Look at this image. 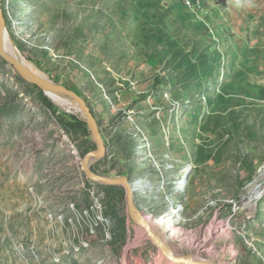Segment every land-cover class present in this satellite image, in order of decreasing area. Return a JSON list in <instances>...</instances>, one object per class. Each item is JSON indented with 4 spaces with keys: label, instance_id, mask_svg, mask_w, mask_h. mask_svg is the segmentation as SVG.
<instances>
[{
    "label": "rangeland",
    "instance_id": "rangeland-1",
    "mask_svg": "<svg viewBox=\"0 0 264 264\" xmlns=\"http://www.w3.org/2000/svg\"><path fill=\"white\" fill-rule=\"evenodd\" d=\"M0 3L22 56L93 113L106 152L90 171L124 178L148 224L178 210L182 230L168 238L171 256L140 237L126 187L82 167L98 148L85 114L0 56V264H264V67L241 59L242 47L237 62L222 52L194 73L182 45L204 0L191 10L177 0ZM62 113L86 130L64 128Z\"/></svg>",
    "mask_w": 264,
    "mask_h": 264
},
{
    "label": "crops",
    "instance_id": "crops-1",
    "mask_svg": "<svg viewBox=\"0 0 264 264\" xmlns=\"http://www.w3.org/2000/svg\"><path fill=\"white\" fill-rule=\"evenodd\" d=\"M190 15L192 17L186 22V32L191 36L188 43L182 45V49L187 46V62L197 57L198 61L192 66L195 74L199 75L207 66L210 67L215 62L221 63L222 52L226 51L236 62V57L241 56V59L244 58L247 63L261 62L264 67V0H230L224 9L215 6L212 0H204V6L192 11ZM197 33L207 38L204 37L200 44L191 45L194 41H190V38L198 39ZM238 38L241 41L246 40V43L233 42ZM211 40L214 42L211 43ZM204 41L209 44V48L203 44ZM242 47H245V55L238 56V49ZM188 51H193V55ZM216 55L218 58L215 57ZM206 57H209L213 64L208 63ZM48 58L54 61L51 55H48ZM43 62L40 58L36 59L37 66L45 69ZM202 75L204 76V72ZM124 92L128 95L127 90Z\"/></svg>",
    "mask_w": 264,
    "mask_h": 264
},
{
    "label": "bare ground",
    "instance_id": "bare-ground-1",
    "mask_svg": "<svg viewBox=\"0 0 264 264\" xmlns=\"http://www.w3.org/2000/svg\"><path fill=\"white\" fill-rule=\"evenodd\" d=\"M177 1L180 2L185 8H188L190 10L195 8L199 4L202 5V0H177ZM0 51H3L7 56L12 57L13 59L19 61L23 66H25L31 72L37 74L41 78L46 79L43 73H41L32 63L28 62L22 56L17 46L12 42L11 38L9 37V33L5 25H2L0 29ZM19 73L24 78L34 81L36 84H38V86L45 91L46 96L55 104L61 106L62 108L63 107L68 108L72 106L77 113L84 114L82 105L80 103L74 101L73 99H69V97L63 95L59 91L52 89L45 82L35 80L33 77L21 71ZM185 177L182 179V182L180 183L181 187L185 185V181H186ZM144 188H146L149 191H152V186L144 185ZM134 215H135L134 218L140 221L145 228L143 233L140 234V237L149 236L153 238L155 242L158 244V246L163 251H165L167 255L171 256L172 252L170 250L171 247L168 245V238L174 241L181 239L182 237V230L177 227V222L180 219V212L176 209H170L168 213L162 215L159 218L154 219L152 221L153 222L152 224L151 223L148 224V222L145 221V219L143 218V215L137 212L135 209H134ZM181 260L183 261L182 262L183 264L184 263L189 264L191 262H195V260H189L187 258H182Z\"/></svg>",
    "mask_w": 264,
    "mask_h": 264
},
{
    "label": "water",
    "instance_id": "water-1",
    "mask_svg": "<svg viewBox=\"0 0 264 264\" xmlns=\"http://www.w3.org/2000/svg\"><path fill=\"white\" fill-rule=\"evenodd\" d=\"M2 25H4V15H3L1 3H0V29H1ZM0 56L3 59H5L7 62H9L18 71V73L21 71V72L33 77L35 80L45 82L52 89L59 91L63 95L69 97V99H73L74 101H76L82 105L85 117L87 118L88 124L90 126V129L93 133V136H94L95 141L97 142V146H98L96 151H93V152L86 155L85 159L82 162V167H83V169H84V171L88 177L94 178L100 182H103L106 184H111V185L123 184L127 189L130 213H131L132 217L134 218L135 217V215H134V209L135 208L133 207V204L131 201V189H130L129 183L124 178H120L118 180H115V179H108V178H104V177L94 175L89 169V167H90L89 162H90L91 158H99V157L104 156L105 152H106V148H105L103 141H102V138L99 134L98 125L96 124L95 119H94L93 115L91 114V111L87 107L86 103L84 102V100L80 96H78L76 93H74L73 91L57 84L53 80L41 78L37 74L31 72L29 69H27L25 66H23L19 61L13 59L12 57L7 56L3 51H0ZM40 89L46 95L45 91L42 88H40ZM189 264H210V263L201 262V261L198 262L195 260V262H191Z\"/></svg>",
    "mask_w": 264,
    "mask_h": 264
},
{
    "label": "trees",
    "instance_id": "trees-1",
    "mask_svg": "<svg viewBox=\"0 0 264 264\" xmlns=\"http://www.w3.org/2000/svg\"><path fill=\"white\" fill-rule=\"evenodd\" d=\"M215 4V6L219 7V8H226L227 4L229 3L230 0H212ZM40 93L43 94V92L40 90ZM45 105L53 110V111H57V107H55V105L53 103H51L48 99L45 98ZM91 114L93 115V113L91 112ZM62 115H64L65 117H67L68 120H64V119H60V123L63 125V127H67L68 125H79L82 126L85 130H86V123L79 120L78 118H76L74 115H69L66 113H62ZM69 121V122H67Z\"/></svg>",
    "mask_w": 264,
    "mask_h": 264
}]
</instances>
